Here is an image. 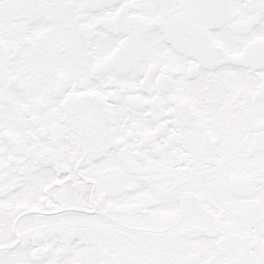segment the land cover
<instances>
[{"label":"flooded vegetation","instance_id":"flooded-vegetation-1","mask_svg":"<svg viewBox=\"0 0 264 264\" xmlns=\"http://www.w3.org/2000/svg\"><path fill=\"white\" fill-rule=\"evenodd\" d=\"M0 264H264V0H0Z\"/></svg>","mask_w":264,"mask_h":264}]
</instances>
